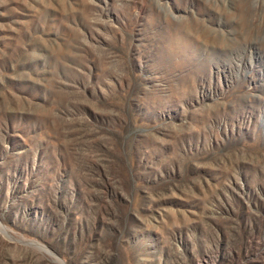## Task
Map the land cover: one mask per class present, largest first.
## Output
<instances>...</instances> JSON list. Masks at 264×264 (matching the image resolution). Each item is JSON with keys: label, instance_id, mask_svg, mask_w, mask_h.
Returning a JSON list of instances; mask_svg holds the SVG:
<instances>
[{"label": "rangeland", "instance_id": "374dc122", "mask_svg": "<svg viewBox=\"0 0 264 264\" xmlns=\"http://www.w3.org/2000/svg\"><path fill=\"white\" fill-rule=\"evenodd\" d=\"M0 264H264V0H0Z\"/></svg>", "mask_w": 264, "mask_h": 264}, {"label": "bare ground", "instance_id": "6f19581e", "mask_svg": "<svg viewBox=\"0 0 264 264\" xmlns=\"http://www.w3.org/2000/svg\"><path fill=\"white\" fill-rule=\"evenodd\" d=\"M0 229L1 230H4V227L2 226V224L0 223Z\"/></svg>", "mask_w": 264, "mask_h": 264}]
</instances>
